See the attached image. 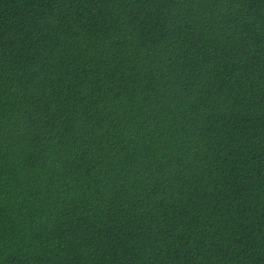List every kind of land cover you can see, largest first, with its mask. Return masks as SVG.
Masks as SVG:
<instances>
[{
    "label": "trees",
    "instance_id": "trees-1",
    "mask_svg": "<svg viewBox=\"0 0 264 264\" xmlns=\"http://www.w3.org/2000/svg\"><path fill=\"white\" fill-rule=\"evenodd\" d=\"M0 264H264V0H0Z\"/></svg>",
    "mask_w": 264,
    "mask_h": 264
}]
</instances>
